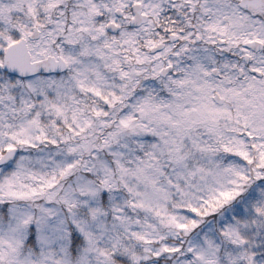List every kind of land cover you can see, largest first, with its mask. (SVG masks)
Here are the masks:
<instances>
[{
  "label": "rangeland",
  "instance_id": "rangeland-1",
  "mask_svg": "<svg viewBox=\"0 0 264 264\" xmlns=\"http://www.w3.org/2000/svg\"><path fill=\"white\" fill-rule=\"evenodd\" d=\"M238 2L199 0L162 78L149 23L126 21L144 0H0V158L18 150L0 167V264H264V50L243 48L264 43V11ZM22 38L66 73L8 75ZM241 53L260 77L237 78Z\"/></svg>",
  "mask_w": 264,
  "mask_h": 264
},
{
  "label": "flooded vegetation",
  "instance_id": "flooded-vegetation-1",
  "mask_svg": "<svg viewBox=\"0 0 264 264\" xmlns=\"http://www.w3.org/2000/svg\"><path fill=\"white\" fill-rule=\"evenodd\" d=\"M146 1V7H143V5L141 3H134L131 8L130 11L132 13V17L127 19L126 21L129 23V26L131 28H138V27H142L145 24L149 23V30L151 31V38H155L157 40V44L154 45L151 49H150V56H151V66L153 71H158L159 76H161V71L165 68H171V73L167 74L165 77H167L168 75L172 74L174 71L173 66H171V64H167V59L173 57V55L175 53H177V49L180 48L181 46L184 48V52L188 53L190 51L191 48V42H192V37L194 36V32L197 29V25L198 23L196 22V17L198 15L197 13V5L199 0H144ZM227 3H230V1H226ZM140 5L141 7V12L143 15H145L147 17V22L144 25H140V26H132L131 25V21L134 18V14H133V6L134 5ZM259 11H264L263 10H259ZM259 11L256 12H252V13H258ZM250 13V14H252ZM116 18L117 20H122L124 21L123 17V11L120 9H117L116 12ZM26 15V14H25ZM188 19V20H187ZM226 20V19H225ZM107 23H106V30L111 34H117L120 29L121 26L119 24H117L116 22H113L112 20H108L106 19ZM114 25L115 27L118 28V30L116 32H112L109 31L108 26L109 25ZM172 26L173 28L175 27H182L181 29H179V33H176L174 31H172ZM177 27V28H178ZM171 29V30H170ZM38 30L39 31V37L41 35V31L34 27L32 30V33ZM32 33L29 35V40L31 41H35L31 39V35ZM25 39V38H22ZM21 40V39H20ZM92 43L96 44V49L98 51V54H100V50L103 47L102 43L100 40L99 44L97 43L98 40L97 38H92ZM166 41H168L169 44L166 43ZM187 41V42H186ZM195 41L197 43L200 42V38L199 37H195ZM251 41H259V40H250ZM115 43L114 39H111L110 41V46H113ZM220 44H222L223 42H219ZM262 45L264 46L263 42ZM29 41L27 42V46H28V50L31 54V58L32 61H37V60H41L44 58H37L36 60L33 58V51L31 50L30 46H29ZM169 45H172V47H170ZM158 46H163L161 49L159 50H154L155 48H157ZM244 51H251V49L247 48L244 44L243 46ZM176 49V50H175ZM104 50L106 52L110 51V47L109 46H105ZM264 50V48L262 49V51ZM261 51V52H262ZM259 53V52H258ZM253 54H257V53H253ZM52 56V55H49ZM248 55H240L239 59L243 57V61H244V67H240L238 66V63L232 65V71L236 73L237 78L239 80H244V77L247 74H255L254 69H252L251 65L253 63V59L251 58L249 62H247L245 60V57ZM54 57H60V56H54ZM241 61L238 60V62ZM217 71V76H219V70L214 69ZM213 70V71H214ZM212 71V73L214 74V72ZM256 75V74H255ZM216 76V77H217ZM162 78H165L163 76H161ZM258 77V76H257ZM211 97L212 99L218 104V105H223L224 103V99L221 98L222 102L219 103L216 101V96H220L219 93H217L216 89H212L211 92Z\"/></svg>",
  "mask_w": 264,
  "mask_h": 264
},
{
  "label": "water",
  "instance_id": "water-1",
  "mask_svg": "<svg viewBox=\"0 0 264 264\" xmlns=\"http://www.w3.org/2000/svg\"><path fill=\"white\" fill-rule=\"evenodd\" d=\"M239 7L246 11H255L264 7V0H240ZM134 18L131 21L132 26H140L147 22V17L142 14L140 5L133 6ZM109 31L116 32L118 30L114 25L108 26ZM39 37V31L35 30L31 35V39L35 40ZM163 46H158L153 49L159 50ZM253 52H258L263 49V45L257 41L246 44ZM245 60L250 61L246 56ZM3 67L10 74H14L20 78H29L36 75H51L61 74L67 70V64L61 57L48 56L44 59L32 61L31 54L28 50L27 41L21 40L10 45L3 58ZM171 68H165L161 71V76H166L171 73ZM217 75V71H214ZM216 101L221 103L222 100L216 96ZM17 149H9L0 158V166L8 164L17 156Z\"/></svg>",
  "mask_w": 264,
  "mask_h": 264
},
{
  "label": "trees",
  "instance_id": "trees-1",
  "mask_svg": "<svg viewBox=\"0 0 264 264\" xmlns=\"http://www.w3.org/2000/svg\"><path fill=\"white\" fill-rule=\"evenodd\" d=\"M103 195H105V194H103ZM74 238L75 239H74L73 244H72V250H75L78 247V242H80L79 238H77L76 236H74ZM177 257H178V255H176V253H174L173 256L171 257V259H175Z\"/></svg>",
  "mask_w": 264,
  "mask_h": 264
}]
</instances>
